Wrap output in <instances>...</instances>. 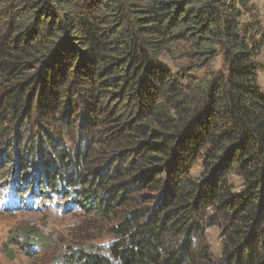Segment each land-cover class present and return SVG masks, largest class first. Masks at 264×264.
<instances>
[{
  "label": "trees",
  "instance_id": "obj_1",
  "mask_svg": "<svg viewBox=\"0 0 264 264\" xmlns=\"http://www.w3.org/2000/svg\"><path fill=\"white\" fill-rule=\"evenodd\" d=\"M0 7L1 187L22 206L57 195L106 222L98 250L76 237L54 264H264V31L256 43L242 22L252 0ZM182 44L178 76L160 60ZM219 52L226 71L190 73Z\"/></svg>",
  "mask_w": 264,
  "mask_h": 264
},
{
  "label": "rangeland",
  "instance_id": "obj_2",
  "mask_svg": "<svg viewBox=\"0 0 264 264\" xmlns=\"http://www.w3.org/2000/svg\"><path fill=\"white\" fill-rule=\"evenodd\" d=\"M3 1L5 2L0 0V3ZM252 3L255 10L252 13H244L242 22L244 26L254 25L256 35L254 37L257 43L264 31V0H252ZM182 46L183 44L175 46L174 54L164 55L160 60L164 67L178 76L188 71L185 52L180 50L184 49ZM256 61L260 65L259 83L264 90V51ZM226 69L225 56L219 52L207 66L195 68L190 73L202 78ZM80 104L82 107V103ZM8 164L5 163L2 176L4 172L10 170ZM235 179L240 181L238 178ZM1 183L2 179L0 180V262L2 264H54L56 257L66 248L68 249L76 237L89 238L85 241L87 242L85 245L91 249L98 250L96 245L100 247L106 243L107 236L104 229L106 222L94 214L86 213L83 209L71 210L63 207V200L57 195L51 196L52 199L27 196V203L22 206L18 193L5 192ZM37 231L39 235L38 233L33 235ZM207 237L218 258L221 251V229L217 226L207 229Z\"/></svg>",
  "mask_w": 264,
  "mask_h": 264
}]
</instances>
